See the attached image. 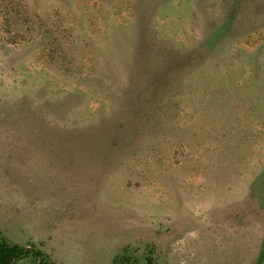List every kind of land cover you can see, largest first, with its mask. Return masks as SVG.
<instances>
[{
	"label": "rangeland",
	"instance_id": "1",
	"mask_svg": "<svg viewBox=\"0 0 264 264\" xmlns=\"http://www.w3.org/2000/svg\"><path fill=\"white\" fill-rule=\"evenodd\" d=\"M0 232L264 264V0H0Z\"/></svg>",
	"mask_w": 264,
	"mask_h": 264
},
{
	"label": "trees",
	"instance_id": "2",
	"mask_svg": "<svg viewBox=\"0 0 264 264\" xmlns=\"http://www.w3.org/2000/svg\"><path fill=\"white\" fill-rule=\"evenodd\" d=\"M25 257H29L32 260V264H55L46 253L33 245L29 248L12 242L0 232V264H15L18 260ZM116 262L117 264H142L140 259L131 257L128 253L117 258ZM145 264H154L151 257L145 259Z\"/></svg>",
	"mask_w": 264,
	"mask_h": 264
}]
</instances>
